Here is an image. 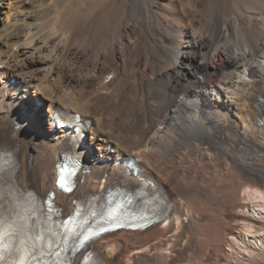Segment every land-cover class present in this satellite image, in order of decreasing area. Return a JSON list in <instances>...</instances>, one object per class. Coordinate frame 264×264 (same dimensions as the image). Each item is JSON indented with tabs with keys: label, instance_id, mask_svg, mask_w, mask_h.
Here are the masks:
<instances>
[{
	"label": "bare ground",
	"instance_id": "6f19581e",
	"mask_svg": "<svg viewBox=\"0 0 264 264\" xmlns=\"http://www.w3.org/2000/svg\"><path fill=\"white\" fill-rule=\"evenodd\" d=\"M62 109L86 120L69 194L54 183L69 142L53 118ZM0 144L14 159L0 212L34 209L12 238L27 264L65 232L30 193L54 190L63 218L127 177L129 159L169 210L95 239L103 264H264V236L246 262L226 248L264 232V0H0Z\"/></svg>",
	"mask_w": 264,
	"mask_h": 264
},
{
	"label": "snow or ice",
	"instance_id": "6c2138e0",
	"mask_svg": "<svg viewBox=\"0 0 264 264\" xmlns=\"http://www.w3.org/2000/svg\"><path fill=\"white\" fill-rule=\"evenodd\" d=\"M2 170L3 164H0V171ZM16 207L20 210L12 217L5 216L3 212H0V261H3L4 253L10 249L11 245L9 241L15 236L20 222L24 221L25 223H27L26 216L30 211L34 215V209L31 207V205H29L27 208H24L20 204H17ZM36 240H43V237L37 236ZM37 251H40L42 254L43 252L47 251V254L49 255H58V253H52L50 249H47L46 247L37 249ZM19 264H27V257L21 255ZM41 264H44L42 260Z\"/></svg>",
	"mask_w": 264,
	"mask_h": 264
},
{
	"label": "rangeland",
	"instance_id": "374dc122",
	"mask_svg": "<svg viewBox=\"0 0 264 264\" xmlns=\"http://www.w3.org/2000/svg\"><path fill=\"white\" fill-rule=\"evenodd\" d=\"M248 199H243V202L244 203H247ZM255 208H261V207H255ZM246 210V209H245ZM246 211L248 212H252L251 214L252 215H255V213L253 212L254 211V208H250V209H247ZM254 213V214H253ZM259 215V214H257ZM263 213H261L258 217L263 220ZM238 229L236 230L237 233H244V229L241 228L240 226L237 227ZM256 236H260V239H257L254 240L253 238H257ZM264 236V232H262V230L260 231H257V232H253V233H248V236L245 238L247 241V247L248 248H245L246 245H245V242H243L242 240H240L239 238L235 237V236H232L230 238V241H229V244L227 245V250L229 252V254L239 260H241L242 262H246L247 261V258H249L250 254L254 253L255 252V249L258 250L260 249V247H263V240H262V237ZM253 242V243H252ZM252 243V244H251ZM233 244V245H232ZM244 244V245H243ZM254 245V246H253ZM232 246V247H231ZM229 247V248H228ZM235 247V248H234ZM252 251H251V250ZM254 251V252H253ZM237 252V253H236ZM250 253V254H249ZM240 255V256H239ZM246 257V258H244ZM243 259V260H242Z\"/></svg>",
	"mask_w": 264,
	"mask_h": 264
}]
</instances>
